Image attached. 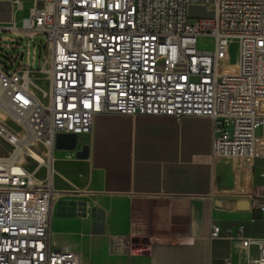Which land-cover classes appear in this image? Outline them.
I'll list each match as a JSON object with an SVG mask.
<instances>
[{
    "label": "built area",
    "instance_id": "1",
    "mask_svg": "<svg viewBox=\"0 0 264 264\" xmlns=\"http://www.w3.org/2000/svg\"><path fill=\"white\" fill-rule=\"evenodd\" d=\"M30 2L8 31L45 36L41 65L30 70L35 45L29 61L28 41L24 64L18 53L0 63V139L8 148L0 156V264H85L48 243L51 152L56 133L88 135L95 114L206 117L211 159L241 172L264 158V0ZM188 5L210 7L212 15L189 17ZM202 37L211 38L210 49L197 47ZM231 42L236 57L228 63ZM35 72L46 76V89L35 84ZM236 196L264 216V195ZM209 237L236 239L244 264H264V236L212 224Z\"/></svg>",
    "mask_w": 264,
    "mask_h": 264
},
{
    "label": "crops",
    "instance_id": "2",
    "mask_svg": "<svg viewBox=\"0 0 264 264\" xmlns=\"http://www.w3.org/2000/svg\"><path fill=\"white\" fill-rule=\"evenodd\" d=\"M211 139L206 117L95 114L74 148L87 144L85 158L51 152L49 246L85 264H244L238 240L209 230L264 236V216L236 196L264 195V158L234 171L210 158Z\"/></svg>",
    "mask_w": 264,
    "mask_h": 264
},
{
    "label": "rangeland",
    "instance_id": "3",
    "mask_svg": "<svg viewBox=\"0 0 264 264\" xmlns=\"http://www.w3.org/2000/svg\"><path fill=\"white\" fill-rule=\"evenodd\" d=\"M31 2L30 0H22L21 4L15 3L13 0H0V37L7 36L14 41H7V40H0V63H4V59L12 54H19L17 60L20 58V55H22V64L25 62V56H26V41H28V59L31 61L32 57V46L35 45L34 49V64H29V68L32 71L37 70L42 61V55H43V47L45 46V36L43 34H37L35 36H32L31 38L26 37H18L12 35L8 28L12 26V22L19 26L21 19L24 18V16L27 14V10L30 6ZM20 5V6H19ZM23 17V18H22ZM191 19H188L187 22H191ZM10 43H16L18 46L16 48H10L5 45H8ZM40 44L41 49L40 53L38 55V45ZM212 46V40L209 37H202L198 38L197 40V47L203 48V49H210ZM236 57V44L234 42H231L228 46V63H233ZM17 60L15 63H17ZM34 81L35 84L38 87L45 88L47 87V80L46 76L44 74H41L39 72L34 73ZM38 95L40 93L37 91ZM0 117H4V114H0ZM0 118V119H1ZM7 146L3 143V141L0 139V156H4L7 154ZM223 160V159H218ZM26 163L28 167H32L34 162L30 159L26 158Z\"/></svg>",
    "mask_w": 264,
    "mask_h": 264
},
{
    "label": "water",
    "instance_id": "4",
    "mask_svg": "<svg viewBox=\"0 0 264 264\" xmlns=\"http://www.w3.org/2000/svg\"><path fill=\"white\" fill-rule=\"evenodd\" d=\"M187 15L189 17H207L211 16V8H205L202 5H188ZM78 136L70 132L56 133L53 139V149L55 150H74ZM88 146L82 143L80 148L74 150V156L76 158H85L87 156Z\"/></svg>",
    "mask_w": 264,
    "mask_h": 264
},
{
    "label": "bare ground",
    "instance_id": "5",
    "mask_svg": "<svg viewBox=\"0 0 264 264\" xmlns=\"http://www.w3.org/2000/svg\"><path fill=\"white\" fill-rule=\"evenodd\" d=\"M15 3L17 4H21L22 0H13ZM20 6V5H19ZM21 22H22V19H21ZM12 26H10V28L8 29H11L13 31H15V28L17 27L13 22H12ZM0 114H4L0 108ZM30 154L33 158H35L36 160L40 161V162H43L44 159L43 157L41 156V154L37 153V152H34L33 150H30ZM45 162V161H44Z\"/></svg>",
    "mask_w": 264,
    "mask_h": 264
}]
</instances>
